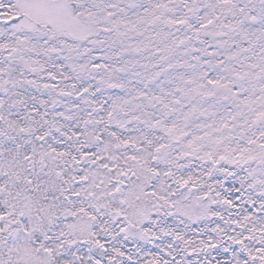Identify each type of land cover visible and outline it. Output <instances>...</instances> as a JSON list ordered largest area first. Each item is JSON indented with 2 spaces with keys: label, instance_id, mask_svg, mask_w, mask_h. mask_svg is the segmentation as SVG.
<instances>
[{
  "label": "snow or ice",
  "instance_id": "1",
  "mask_svg": "<svg viewBox=\"0 0 264 264\" xmlns=\"http://www.w3.org/2000/svg\"><path fill=\"white\" fill-rule=\"evenodd\" d=\"M0 264H264V0H0Z\"/></svg>",
  "mask_w": 264,
  "mask_h": 264
}]
</instances>
